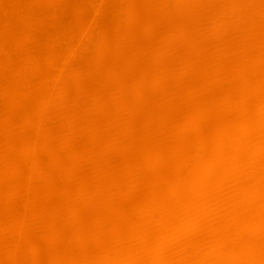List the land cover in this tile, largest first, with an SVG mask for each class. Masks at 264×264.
I'll use <instances>...</instances> for the list:
<instances>
[{
	"label": "bare ground",
	"instance_id": "bare-ground-1",
	"mask_svg": "<svg viewBox=\"0 0 264 264\" xmlns=\"http://www.w3.org/2000/svg\"><path fill=\"white\" fill-rule=\"evenodd\" d=\"M79 1L0 18V264H264V0Z\"/></svg>",
	"mask_w": 264,
	"mask_h": 264
},
{
	"label": "rangeland",
	"instance_id": "rangeland-1",
	"mask_svg": "<svg viewBox=\"0 0 264 264\" xmlns=\"http://www.w3.org/2000/svg\"><path fill=\"white\" fill-rule=\"evenodd\" d=\"M1 1H2V3H1ZM11 1H12V3H11ZM19 1H25V0H19ZM38 1H39V0H37V1H30V0L27 1V0H26V3L24 4V6H22V7L19 8V7H16L17 4L15 3V2H18V0H14V1H13V0H7V2L4 1V0H0V18L3 17V16L5 17V16L11 14V13L13 12V9H14V13H17V15H16V14L14 15V20L12 21V23H13L14 21H16L17 25L19 24V26H20L21 23H22V22H21V17H24V16L27 14V13L25 14L24 12H26V11H31V12H32V11H33V10H32L33 8H36V9H37L38 7H39V8L42 7V3H43L42 0H41V3H38V6L35 5V4H37ZM77 1L80 2L79 0H77ZM5 2H6V3H5ZM28 2L30 3V5H29ZM32 2H33V3H32ZM10 3H11V4H10ZM31 3H32V4H31ZM69 3H71V2H69ZM12 4H14V5H12ZM15 4H16V5H15ZM11 5H12L13 7H12ZM26 5H27V6H26ZM28 5H29L30 7H28ZM70 6L72 7V4H70V5L68 4V5H66L65 8L67 7L68 9L66 8L67 10L65 9V11H66V14H68V15L71 16V14H72L71 11H72V9L70 8ZM9 7H10L12 10H9V9H10ZM25 7L28 8L29 10L26 9V10H24V12H23V9H24ZM4 8H5V9H4ZM16 8H17V11L15 10ZM18 8H19V9L22 8L21 13L23 12V13H22L23 15L20 13L22 16L19 14V15H20L19 20H18V17H17V16H18V13H19V12H18V11H19ZM36 9H34V12H32V13L34 14L35 19L37 18L36 15H37V16L40 15L39 12H36V11H38V9H37V10H36ZM70 9H71V10H70ZM3 10H4V12H3ZM5 10H6V11H5ZM35 10H36V11H35ZM39 10L41 11V9H39ZM1 11H2V13H1ZM7 11H8V13H7ZM15 11H16V12H15ZM65 11H64V12H65ZM68 11H69V13H68ZM64 12H63V13H64ZM28 13H29V12H28ZM38 13H39V14H38ZM88 13H89V14L86 13V15L89 17V16L91 15V13H90V12H88ZM66 14H64V19H67V20H68V19H69V20L71 19V21H69V20H68V21L71 22V23H73V22L75 23L76 20H72V18H71L72 16H71V17H70V16L67 17ZM65 15H66V16H65ZM86 15H84V16H86ZM16 17H17V18H16ZM88 17H86L85 19L83 18V19H84L83 22H85V23H87V24H88L89 22L91 23V20H92V18H94V17H93V16H92V18L90 17L91 20H89ZM15 18H16V19H15ZM39 18H41V17H39ZM39 18H38V20H40ZM87 18H88L89 21L87 20ZM94 19L97 20V22H95V23H99L98 21H101L100 16H99V17H98V16H95ZM45 20H47V19H43V23H42V21H38V22H40V23H42V24H40V25H41V26H40L41 30H39V29H40V28H39L38 31H37V33H39L40 35H41V34L43 35L42 28L45 26V28L48 27L49 29H51V34L53 35V37H54V36H57V34H58V32H59L57 29H59V28H63L62 24H60L61 21H60V23H59L58 21H54L53 19H48L47 22H46ZM96 20H94V21H96ZM52 21H54L55 23L52 22ZM86 21H87V22H86ZM51 22H52V25L54 24V25H53L54 27H53L52 25H51V26L49 25ZM92 22H93V20H92ZM47 23H48V24H47ZM74 23H73V25H74ZM56 24H59V25H61L62 27H61V26H58V25H57V26H58V27H57ZM91 24H92V23H91ZM13 25H14V26H17L15 23H13ZM93 25H94V23H93ZM89 26H90V27H89ZM89 26H87V25L84 24V23L82 24V27H83V28L81 27V29H82V31H81V33H82V34H81V39H82V40H81V42H80L81 44L78 43L79 46L76 44V45H77L76 48H78V49H75V51H74L73 53H71V54H75V53L78 52V51H81V50L84 51V50H85V48L83 47V45L86 44V43H88L87 40L90 39V35H91L92 31H93L92 28L94 27V26H91L90 24H89ZM51 27H53V28H51ZM55 27H56L57 29H56ZM88 27H89V28H88ZM87 28H88V29H87ZM43 29H44V28H43ZM53 29H54V30H53ZM85 29H86V30H85ZM56 30H57V31H56ZM59 30L61 31V29H59ZM87 30H88V31H87ZM41 31H42V32H41ZM59 33H60V32H59ZM39 34H38V35H39ZM55 34H56V35H55ZM42 35H41L40 37H42ZM87 37H88V38H87ZM34 41H35V40H34ZM34 41H33V42H34ZM36 41H37V44L34 43V44L32 45V44L30 43V46L27 48V52L30 51V53H31L30 55L33 54V56H35L36 53L39 54V52H40V50H41V48H42V47L40 46V43H41V42H40L38 39H37ZM82 42H83V43H82ZM58 44H59V43L56 42L51 48H53L52 51L57 52V53H61V52L64 50V48H63L62 45H60V44L58 45ZM34 45H35V46H34ZM58 46H61V47L56 48V47H58ZM80 46H81V47H80ZM35 47H36V48H35ZM38 47H39V48H38ZM40 47H41V48H40ZM33 48H34V49H33ZM74 48H75V47H74ZM80 48H81V49H80ZM38 49H39V50H38ZM58 49H59V50H58ZM28 50H29V51H28ZM49 50H50V48H49ZM76 50H77V51H76ZM60 51H61V52H60ZM37 54H36V55H37Z\"/></svg>",
	"mask_w": 264,
	"mask_h": 264
}]
</instances>
